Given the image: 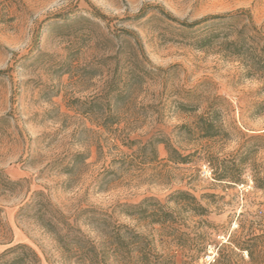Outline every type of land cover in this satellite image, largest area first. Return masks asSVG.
<instances>
[{
    "label": "rangeland",
    "instance_id": "374dc122",
    "mask_svg": "<svg viewBox=\"0 0 264 264\" xmlns=\"http://www.w3.org/2000/svg\"><path fill=\"white\" fill-rule=\"evenodd\" d=\"M157 9L187 23L244 9L264 34V0H0V118L5 119L0 123V170L22 182L13 193L0 190V252L22 244L40 264H68L50 234L18 216L37 192L83 235L99 242L88 225L92 217L108 214L118 224L149 234L150 227L126 216L123 206L146 198L164 204L174 191H187L207 210L204 217L188 221L189 226L201 221L211 226V243L197 264H211L215 245L233 237L239 224L264 225V190L254 187L251 175L252 170L264 179V116L253 113V105L264 100L261 83L242 78L236 63L176 39L174 25ZM141 10L144 17L135 20ZM66 17L83 19L63 24ZM84 18L99 29L90 31ZM108 28L135 32L149 64L167 73L165 79L147 81L128 108L119 100L104 111L128 117L130 140L144 144L162 138L188 164L169 162L165 145L159 144L157 162L140 164L136 159L132 167L121 166L125 158L117 153L133 150L112 142L82 118L81 102L89 104L125 68L123 52L115 56V49L95 40ZM180 104H197L198 110L183 111ZM214 111L218 135L200 138L197 117ZM97 146L102 147L99 157ZM77 152L90 158L68 185L60 170L67 156ZM239 157L245 167L241 184L213 179L207 158L216 165L225 158L238 164ZM106 169L116 175L106 190L98 191L96 180Z\"/></svg>",
    "mask_w": 264,
    "mask_h": 264
},
{
    "label": "trees",
    "instance_id": "16d2710c",
    "mask_svg": "<svg viewBox=\"0 0 264 264\" xmlns=\"http://www.w3.org/2000/svg\"><path fill=\"white\" fill-rule=\"evenodd\" d=\"M156 11L166 22L174 25L173 33L176 39L183 41L194 50L211 53L236 63L240 76L259 81L260 93L264 94V34L254 24L248 10L211 15L191 23L179 22L169 14H165L163 10ZM144 14L145 11L141 10L135 20L143 18ZM81 19L83 17L68 19L66 17L62 23L72 24ZM84 21L89 25L90 31L95 32V29H99L96 22L87 18ZM95 40L103 41L113 52L115 49V56L123 52L125 68L108 83L109 88L97 93L89 104L86 101L81 102L79 112L82 118L101 129L112 142L133 150L130 155L117 153L125 158L121 159L119 163L121 166L129 167L136 159L140 164L149 165L157 162L156 147L159 144L165 145L169 162L188 164L186 157L181 156L162 138L149 139L144 144L130 140L127 133L130 125L128 117L117 111H104L105 106L110 103L116 105L119 100H124L125 107L128 108L136 101L147 81L165 79L167 70L149 64L140 38L133 31L108 28L106 33H100ZM110 92L113 95H110ZM185 93L191 95L189 90ZM180 107L187 112L198 110L197 104L190 106L180 104ZM253 110L255 116H264V100L254 104ZM211 114L210 116L203 113L197 117L200 138L211 139L218 135L215 131L219 130L220 126L216 124L214 118L217 112ZM4 120L0 118V123ZM121 124L123 127L120 128ZM131 130L133 128L129 132ZM85 132L94 134L91 130ZM97 147L99 157L103 154L102 147ZM89 158V154L78 152L67 156L60 173L67 176L68 185H71L75 175L83 171ZM209 159L207 158L206 162L213 171L215 181L242 183L245 167L241 157L238 164L225 158L217 159L214 165L210 164ZM111 162L115 164L116 160ZM115 175L116 171L113 169L103 170L96 180V189L106 190L110 179ZM251 175L254 187L264 190V184L261 183H264V179L252 170ZM21 183L10 180L0 170V190L3 192L13 193L20 188ZM123 209L126 216L147 224L151 229L149 234L138 233L126 225L118 224L111 215L98 214L97 217L91 218L88 225L99 234L100 241L91 240L52 206L42 192L34 193L19 208L18 216L32 219L42 231L50 234L68 264H197L199 256L211 243L209 224L201 221L200 226H197V222L192 227L189 226L188 221L204 217L207 210L187 191H174L164 204L154 198H146L137 205L123 206ZM215 249L211 264H264V225L255 222L239 224L233 237L230 235L225 243L215 245ZM0 264H40V260L29 247L16 244L0 252Z\"/></svg>",
    "mask_w": 264,
    "mask_h": 264
}]
</instances>
